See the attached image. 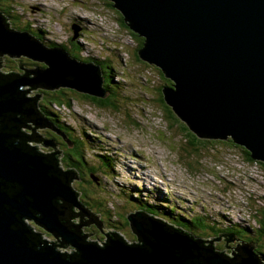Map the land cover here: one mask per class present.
<instances>
[{
	"label": "water",
	"instance_id": "1",
	"mask_svg": "<svg viewBox=\"0 0 264 264\" xmlns=\"http://www.w3.org/2000/svg\"><path fill=\"white\" fill-rule=\"evenodd\" d=\"M109 1L128 29L144 38L140 60L173 80L162 93L175 116L198 138H231L264 163V0ZM5 22L0 14V67L3 54L44 66L26 69L14 61L22 74H0V264H260L250 245L225 247L227 258L213 243L193 241L134 212L125 218L137 245L108 236L104 247L96 246L92 241L106 238L101 223L78 203L69 184L78 177L64 176L53 164L57 144L34 131L48 128L30 104L40 94L25 93L67 87L104 98L99 67L46 48ZM71 28L75 38L78 29ZM23 85L30 89L21 91ZM24 218L50 232L54 244L60 239L66 253L76 252L69 257L41 242ZM224 241L223 247L233 239Z\"/></svg>",
	"mask_w": 264,
	"mask_h": 264
},
{
	"label": "rangeland",
	"instance_id": "2",
	"mask_svg": "<svg viewBox=\"0 0 264 264\" xmlns=\"http://www.w3.org/2000/svg\"><path fill=\"white\" fill-rule=\"evenodd\" d=\"M11 2L18 6L17 9L14 8L18 17L15 22L18 25L21 27L28 25L31 29L39 27L48 29L46 30L47 36H45L47 41L59 43V46L55 48L61 49L67 56H69L68 51L63 49L62 45L71 51H74L76 47L77 57L89 59L85 63H92L97 59L103 62L106 60L112 65L116 64L114 82L126 84L127 90L124 99H119L121 104L119 102L118 104L121 106L117 110L93 105V101L82 99L79 96L70 100L69 106L52 105L50 108L57 114L60 123L66 125L76 122L78 124L76 127L80 131H83L84 126L89 128L88 130L91 132H86L90 136L89 138L87 135L88 139L92 142L90 145L93 148L101 145L100 149L102 150L111 147L106 153L115 159V173L108 172L106 178L101 176L102 169L98 168L100 159L96 155L92 154L91 157L82 155L86 161V169L93 167L94 172L86 173L88 176L86 175L85 178L78 174L79 181L70 180L69 184L79 196L86 192L85 195L89 196L88 199L101 201L100 209L104 207L105 210L114 213L115 208L117 213L124 215L129 210L122 207L123 202L119 195L126 198L133 192L141 199L146 192L163 197L165 194H169L174 198L176 204H179L177 202L179 197L180 200L185 201L186 197L183 194H188L196 201H192L190 198V202L183 203V214L190 217H195L197 212H201V207L198 206L200 202L206 206L201 213L214 217L216 209L219 210L217 207L220 206L218 201L221 198L227 202L226 207L233 205V210L243 208L247 213V209L251 207L257 209L258 213L261 211V207L259 208L258 205L259 198L264 199L263 161L256 165L252 160H246L238 148L229 144L226 146L225 140L218 139L199 138L211 141V144L204 141L206 143L197 145L195 156L187 154L184 149V146L187 147L186 137L175 123H180V121L169 119L156 99L159 97L156 88L162 85L158 79L159 67L136 58L134 53L138 43L136 33L127 32L119 26L117 21L112 18L111 10L107 7L103 8L97 0H74L73 3L69 0H11ZM74 16L80 19L82 16L88 17L86 25L90 24L89 29L93 28L94 33L85 38L80 34L75 39L72 38L69 23ZM6 22L8 23L7 20ZM95 37L97 39H94ZM70 58L75 60L74 57ZM14 61H19L18 64L23 65V68L26 69L34 68L33 64L37 66L40 64L22 57V55L19 58H13V60L7 55H3L0 71L22 74V70L17 68ZM76 61L78 60L76 59ZM127 77L134 79L136 84L131 86L128 83H123L128 81ZM146 88L147 91L142 92ZM20 89L27 91L30 86L23 85L20 86ZM44 90L46 89H31L25 93V96L33 97L35 94H40L37 99V102H40L43 96L41 91ZM163 104L170 108L167 104ZM69 128L72 129V127ZM34 131L49 140L56 136L49 128H35ZM72 133L78 137L81 136L74 130ZM95 135L98 137L95 138ZM80 138L83 139L82 136ZM57 139V142L55 141L56 149L61 152L58 157L61 159L63 153L67 151L62 153L64 148L59 144L62 143V140ZM97 139H101V141ZM232 144L239 146L233 141ZM57 164L60 168L68 170L65 168L64 161L57 162ZM72 169L75 171L74 168L69 167V170ZM87 178L94 186L99 185L102 180V186L106 184V189L102 190L99 186L93 187ZM254 179L257 181L254 182ZM144 183L148 185L144 186ZM108 187L112 191H117L118 197L111 194ZM78 203L90 214L97 215V220L101 223L102 220L99 214H96L97 210L90 201L87 202L82 198V200H78ZM170 203L175 206L174 203ZM23 222L40 230L45 239L55 241L52 234L40 229L36 222L26 218L23 219ZM101 226L103 234L115 232L112 227L107 228L102 223ZM128 237L130 238L129 235ZM222 242L225 245L226 242ZM218 244L221 243L217 241L213 243L215 250ZM230 246L233 247L232 244ZM220 248H222V255L227 258L231 256L230 249Z\"/></svg>",
	"mask_w": 264,
	"mask_h": 264
},
{
	"label": "trees",
	"instance_id": "3",
	"mask_svg": "<svg viewBox=\"0 0 264 264\" xmlns=\"http://www.w3.org/2000/svg\"><path fill=\"white\" fill-rule=\"evenodd\" d=\"M97 2L99 4H101L103 8L107 7V9L111 10V12L113 13L112 18H114L117 21V24L119 26L123 27L124 30L127 32L130 31L128 29V27L125 25L122 15L117 10H115L113 8L111 1H109V0H97ZM17 7L18 6L16 5V3L11 2V0H0V14L8 21L10 28L14 29L16 32L18 31V32L29 33L35 42H39V44H41L42 46H44L46 48L51 49V48H54L56 46H59V43L47 41V39L45 38V36H46V29L45 28L39 27L37 29H35V28L31 29L28 25L23 26V27L18 25L15 22L18 19L17 15H16L17 12H16V10H14V8L17 9ZM76 18L77 17H73L72 20L70 21L69 25L79 23L81 25V28L84 29L81 33L83 35L89 34V33L84 32V31H88V28L85 29V25L83 24V21L79 20L80 18H77V19ZM135 36L138 37V43L136 44V48L134 49V53L136 54L135 55L136 58L139 60L140 59L139 51L143 46L144 38L140 37L137 34ZM73 46H75V44H73ZM61 47L63 49H65L66 51H68L67 54L70 57H74L75 60L77 59L78 62L84 61V63H85V61L89 60V59L84 58V57L81 59H80V57H77L76 56V52H77L76 47H75L74 51H71L70 49L68 50L65 45H62ZM92 63L94 65L98 66L99 70L101 72V76H102V80H103L102 81V89L105 93L104 98H100V99L94 98L92 96L77 92V91H75L73 89H69L67 87H60V88L55 89V90L41 91L43 96H42V99L40 100V102H37V101L30 102L31 105H36V103H38L37 105L39 107H38V109L36 107V109L38 110L40 115L42 117H44L45 119H47L51 124L56 126V128H58L59 131H61L65 136L69 137L68 139L70 140V142L75 144L74 147L72 146L73 148L72 147L70 148L69 145L64 144L63 145L64 151H67V152L63 153V156L61 159H58V156L55 155L53 157V161H54L53 164L60 171H63L65 169L61 168L62 169L61 170L59 165L57 164V162L60 163V161H61V163H62L64 161V163H66L65 168H68V169H69V167L74 168L75 172L77 171V173L79 175L83 176L84 178L86 177V175L88 176V174H86V173L94 172L93 168L86 169L87 167L84 165L85 163L80 156L83 154L79 153L80 154L79 155L77 153V149H78V151H81V150L83 151L84 144H86V143L84 140H82V139L80 140L78 136L73 134L72 130L70 128L64 127L63 123H60L58 121L57 114H55L50 108H52V105L69 106L70 100L76 99L77 96L81 97L82 99H87V100L93 101L94 102L93 105H97V106H100L103 108H112L114 110H117L121 106L120 105L121 101L119 99H124V94H125V91L127 90V88L125 86L126 84H122L121 82H114V76H115L114 70L116 69V64L112 65L111 63H108L106 60H104V62L102 60H94V61H92ZM33 66H34V68H36L37 65L33 64ZM39 66L42 67L44 65L39 64ZM158 72H159L158 79L160 80L162 85H161V87L159 86L156 88V90L158 91V96H159L158 98H156L157 102H159L161 104V106L163 107V109L166 112V115L168 116L169 119H173L174 121H178L179 119L177 116H175L172 108L171 107L169 108L163 104V103L166 104V102L164 100V95L162 93V90H163V88H166V89L173 88L174 82H173V80H171L165 76V74L163 73L161 68L158 69ZM13 78H15V77H13ZM127 80L128 81H124L123 83H128L131 86H134L136 84L135 80L132 79L131 77H127ZM141 85H143V84L141 83ZM141 87L143 88V86H141ZM141 87L139 88L140 90L142 89ZM144 91H147V88L142 90V92H144ZM118 102L120 104H118ZM179 121H180V123H177V122H175V123H176V126L181 131H183V134L186 137L185 142H186L187 147L184 146V149L187 152V154H189L191 156H195L194 152L197 149V145H199V144L202 145V143L206 140H200L194 133L191 132V130L187 127V125L184 122H181V120H179ZM33 133H31V135H33ZM86 134L87 133H85V135ZM50 136H52V135H50ZM52 138H54V137H52ZM89 138H90V136H89ZM91 140H93V139L91 138ZM206 142L211 144V141H206ZM206 142H204V143H206ZM225 143H226V146H228L227 144H229L232 147L238 148L240 150V152L245 156L246 160H252V162L256 165L260 164V161L254 160L250 157L249 152H247L245 147L235 146L234 144H232L231 138H228L227 140H225ZM35 151L37 153H39L38 148L37 149L35 148ZM46 153H48V152H46ZM42 155L47 156L48 154L42 153ZM72 157H74L77 160L72 159ZM96 157H98L100 159V162L97 161L99 163L98 168L102 169V174L107 176V173L108 172L111 173V171H112V165H110L109 157L101 156L100 153H98V155ZM47 158L49 159V156H47ZM57 159H58V161H57ZM253 181L255 182L257 180L254 179ZM88 182L90 183V185H93V183L91 182L90 179H88ZM105 185L106 184H103V186H102V183H101L99 185V188H101L102 190H105L106 189ZM108 189H109V187H108ZM109 190L111 191V194L115 193L111 189H109ZM73 191H75V190H73ZM75 193L77 194L76 191H75ZM85 194H86V192H84L83 195H80V196L78 195L77 201L82 200V198L87 200V202L90 201L92 203V206H94L96 208V210H97L96 214H99V217L102 220L101 223L103 225H105L107 228L112 227V229H115L114 231L117 232V234L121 235V237L128 240V243H132V245L133 244L137 245V239L131 233V231L128 227V221L126 220L125 215L123 213L122 214L117 213V211H115V210L113 213L107 209H106L107 210L106 211L104 207H102L100 209V207L102 206L101 201L100 200H93L92 198L88 199L89 196H87ZM119 196H120V198H122V202H123L122 207L125 209L137 210V211L143 213L144 215H146L148 217L151 216L150 218H155V219L161 220V221L165 222L167 225L172 226L175 229H179L182 232L184 231L186 234H189L193 237H198V239L206 238L209 236H215V235H218L220 233H227V234L233 235L234 237H236L237 239H239L241 241L245 240V244L252 246V252L254 254L263 256V258H264V204H263V207H261V208L258 206L261 209V211L259 213H258L257 209H253L251 207L248 208V210L250 212L249 215H250V217H252V219L254 221V223L253 222L250 223V225H249L250 228H246V227L241 228V225L238 223L237 224L238 226H231L228 228L220 229V228H217L215 225H211V224L205 222L203 218H201V219L196 218V220L193 219L191 221H187L182 215H176L175 211L171 212V211H167L166 209H164L162 207V205L159 204V202L153 201L152 203H150V202H148L146 197L144 198V200H142L137 194L135 195L134 192L129 194L128 197H126V198L124 196L121 197V195H119ZM117 197H118V194H117ZM34 229H35V231L37 230L40 232V230L36 229L35 227H34ZM97 231H98V229H97ZM128 235L130 236V238L128 237ZM96 238L100 239V236H96ZM106 238H103V240H105ZM130 239H132V240H130ZM103 240L101 239V242ZM220 243L221 244H218L217 249H216L217 252H219V253H221V251H222V248H220V247H223V245H224V242H220ZM58 244H61V241H59V239H58V243H55V244L52 243L51 246L53 248H56V247H58ZM104 246H105V244L102 245L100 248H102ZM75 252H73V253L67 252V254H66L62 251L63 254H65L69 257L73 256V254Z\"/></svg>",
	"mask_w": 264,
	"mask_h": 264
},
{
	"label": "flooded vegetation",
	"instance_id": "4",
	"mask_svg": "<svg viewBox=\"0 0 264 264\" xmlns=\"http://www.w3.org/2000/svg\"><path fill=\"white\" fill-rule=\"evenodd\" d=\"M57 138H59V137H57V136L54 137V139H55L56 142H57V140H58ZM56 144H57V143H56ZM59 144H60V145H64L63 143H59Z\"/></svg>",
	"mask_w": 264,
	"mask_h": 264
},
{
	"label": "bare ground",
	"instance_id": "5",
	"mask_svg": "<svg viewBox=\"0 0 264 264\" xmlns=\"http://www.w3.org/2000/svg\"><path fill=\"white\" fill-rule=\"evenodd\" d=\"M3 55H6V54H3ZM97 60V59H96ZM38 109V108H37ZM44 118V117H43ZM70 182V181H69ZM151 217V216H150ZM239 223V222H238ZM238 226V225H237ZM242 228V227H241ZM48 232V231H47ZM50 234V232H48Z\"/></svg>",
	"mask_w": 264,
	"mask_h": 264
}]
</instances>
